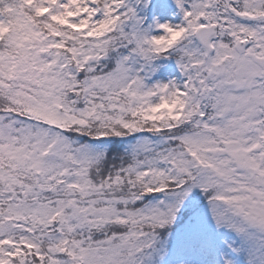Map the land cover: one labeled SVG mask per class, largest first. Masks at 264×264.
<instances>
[{
  "label": "snow or ice",
  "instance_id": "6c2138e0",
  "mask_svg": "<svg viewBox=\"0 0 264 264\" xmlns=\"http://www.w3.org/2000/svg\"><path fill=\"white\" fill-rule=\"evenodd\" d=\"M0 264H264V0H0Z\"/></svg>",
  "mask_w": 264,
  "mask_h": 264
}]
</instances>
